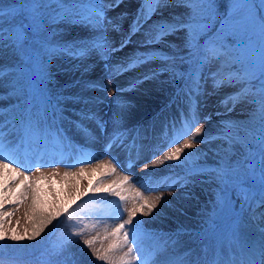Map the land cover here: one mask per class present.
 I'll list each match as a JSON object with an SVG mask.
<instances>
[{
  "label": "snow or ice",
  "instance_id": "obj_1",
  "mask_svg": "<svg viewBox=\"0 0 264 264\" xmlns=\"http://www.w3.org/2000/svg\"><path fill=\"white\" fill-rule=\"evenodd\" d=\"M122 2L14 0L4 4L0 0V57L11 56L15 61L11 66L0 65V87L6 85V95L13 101L0 106V242L34 240L63 215L64 220L60 222L66 224L67 232L53 245L45 264H81L74 246L80 243L85 229L68 206L54 207L51 211L42 209L31 234L26 230L24 235H18L13 230L9 235L4 229L5 217L12 215L5 211L9 180L16 183L23 177L20 181L23 190L12 193L17 197L13 201L17 205L21 198H27V189L33 185L20 167L4 162L2 153L5 149L16 152L22 148L42 151L64 139L65 122L85 133L88 132L86 122L94 123L105 138L106 150L136 146L137 137L146 139L140 136L145 126L127 125L129 105L122 99L115 101L116 110L107 119L101 116L99 105L103 98L94 93L106 92L108 85L101 82V77L93 78L91 73L102 64L103 74L111 81L126 72L159 62L132 80L128 90L147 81L166 86L162 90L168 95L161 112L173 105H182V119L195 123L198 119L191 113L195 110L198 115L207 96L223 88L234 89L219 100L223 112L215 115L225 118L219 120L214 133L196 127L194 136L184 139L181 146L173 147L158 161L159 164L177 162L171 166L165 182L169 190L188 189L182 193L185 199L196 198L193 191L196 187L212 186V208L201 213L199 231L181 227L164 236L144 229L146 222L135 217L137 212L150 216L162 203L171 202L163 196L144 199L137 191L131 199L139 207L128 210L127 219L114 228L112 243L101 252L94 247L95 238H88L83 239L82 248L108 264H133V261L136 264H264V211H255L264 209V0H227L223 11L219 10L217 0H140L128 33L122 34L117 43L109 34L122 33L121 21L125 14L110 17L109 12L119 8ZM153 17H157L154 26L144 33L137 49L113 63L114 53L131 44L132 37ZM65 76L68 78L60 83ZM209 81L211 91L207 88ZM53 88L56 90L52 91ZM123 91L115 87L112 94ZM4 95L0 93V100ZM238 104L247 106V114L243 119L233 120L228 114ZM72 116L78 119L73 120ZM211 119L210 115L204 117L205 121ZM6 129L13 133L10 140L6 139ZM215 142L219 143L210 150L213 159L209 163V151L197 146ZM35 170L40 172V167ZM64 175L67 177L69 173ZM41 178L48 177H38ZM127 182L126 176L119 183ZM93 191L100 189L96 187ZM103 191H111L120 201L129 199L122 188L110 186ZM32 199L35 210L39 197L33 195ZM246 213L250 214L249 219L258 222L260 238L256 244L242 231L247 227ZM224 221L229 226L220 231L218 222ZM138 233L154 241L150 250L140 245ZM210 234L215 239L208 245ZM182 235L195 237L204 247L190 248L179 258L161 260L159 257L166 245L177 246ZM162 236L163 244L160 243ZM125 247L127 252L116 258L114 254ZM134 252L138 254L132 255Z\"/></svg>",
  "mask_w": 264,
  "mask_h": 264
},
{
  "label": "rangeland",
  "instance_id": "obj_2",
  "mask_svg": "<svg viewBox=\"0 0 264 264\" xmlns=\"http://www.w3.org/2000/svg\"><path fill=\"white\" fill-rule=\"evenodd\" d=\"M2 2L11 4L14 0H2ZM139 4L140 0H123L119 8L109 12L110 17H117L121 13L125 14L121 21L122 33H110L109 35L112 39L116 38L119 40L122 34L128 33L132 18L136 14L135 8ZM156 19L157 17H153L147 20L143 24L141 32L136 33L132 37V43L120 53H114L112 62H117L134 52L144 39V33L153 28ZM170 39L175 41L176 37H171ZM118 40L117 43H119ZM156 47H163V45H157ZM13 64H15V61L11 56L0 57V65L11 66ZM158 64L159 62H154L151 65H144L134 71L126 72L111 81L103 74L102 64L97 66L94 72L91 73L93 78L101 77V82L108 85L106 92L94 93V95L103 98L102 103L99 105L101 116L107 119L111 111L116 110L115 101L122 99L129 105L127 108V125L131 128H136L138 125L145 126L140 136L146 137V139L140 140L137 137L136 146L130 149L106 150L105 138L101 136L95 124L90 126L91 123L86 122L88 132L85 133L77 129L75 125L65 122L63 124V128L66 130L64 139L42 151L22 148L16 152H9L5 149L2 153L4 162H12L13 167H20L21 171L29 176V182L33 185L32 188L27 189V198H21V202L17 205L13 203L17 197H14L12 193H18L23 190V185L20 184L23 177L21 176L17 179L16 183H11V180H9L10 188L7 192L8 202L5 205V211L12 213V215L5 217L4 220V229L9 235L12 234L13 230L18 235H24L26 230L28 234H31L37 216L42 209L47 208L51 211L54 207L63 208L68 206L69 212L73 213L74 217L82 222V226L85 229L84 235L80 238V243L74 246L81 264H108L107 261H101L96 256H93L90 250L85 251L82 248V241L83 239L95 238L94 247L103 252L110 244L107 240L110 239L112 230L122 223V218L118 215L119 212L124 213V209L128 208V204L126 201H120L111 191H103L110 186L114 189L122 188L125 196L130 193L132 197L140 190L144 199L150 200L156 196H163L165 201L171 202L170 204L162 203L160 209L150 216H143L140 212H137L135 219L146 222L143 224L144 229L161 234L175 233L181 227L197 231L190 227L197 223L196 220L201 219L202 212L211 210L212 186L196 187L193 189L196 198L185 199L182 193L188 189L173 188L169 190L165 182V177L170 175L167 173L170 172L171 166L177 162L166 161L164 164H159L158 161L163 159L164 155L170 152L173 147L181 146L184 139L189 138L190 135L194 136L196 127H202L206 133H214L219 120L225 118L215 115L218 111L223 112V108L219 106L221 98L218 101L216 100L219 97H223L226 93L234 91V89L223 88L219 93L207 96L206 98L208 99H205L199 108L198 115L195 110L191 113L194 118L198 119V122L194 123L193 120H184L180 115V107H183L182 105L165 109L163 112L160 111L165 103V96L168 95L167 92L162 90L166 86H161L156 81H147L135 89L128 90L132 80L147 72L149 68L158 66ZM67 78L66 76L62 77L60 81L63 83ZM165 78L166 75L161 77V79ZM207 86L211 87V81H209ZM115 87L125 89V91L113 96L112 92ZM55 90V88L52 89V91ZM6 91V85L0 87V93L5 94L4 99L0 100V106H7L13 102L12 100L4 102L5 100H10L6 95ZM208 91H211V89ZM246 114L247 106L238 104L235 110L228 114V117L237 120L243 119ZM68 115L71 114L69 113ZM209 115L212 117L211 121H205L204 117ZM71 118L75 120L77 117L72 116ZM193 123L194 126H191ZM148 125H151V127H148ZM109 130L111 129L109 128ZM79 132L87 134L78 136V141L82 147L72 146L71 150L68 149V145H71L68 138H75L79 135ZM12 135V131L6 129V139L10 140ZM131 143L132 141L130 140L129 144ZM218 143L198 144L197 146L198 149L209 151V163H212L213 159L210 150H214ZM55 147H60V152H57ZM72 149L77 150V154H72ZM83 153L84 156L80 157ZM36 167H40V172L35 170ZM131 170L137 173L135 180H131ZM116 171L126 175L129 178L128 182L120 185L119 182L124 179H119L114 174ZM142 171L143 173L138 175ZM176 171L179 172L180 170L176 169ZM53 172L58 173V175L53 176ZM66 172L69 173L67 177L64 175ZM11 175V173L8 174L9 177ZM41 176H47L48 178L38 179ZM96 187L100 191L94 192L93 188ZM33 195H38L39 197L35 210L32 207ZM108 196L114 201L108 202L111 201ZM110 207L112 209L109 210ZM132 207L138 208L139 204L132 202ZM255 211H264V209H256ZM249 216V214H245L244 219L247 227L243 228L242 231H246L249 238L259 241L258 222L249 219ZM62 220H64L63 215L59 220H54L51 225H48L44 232L34 240L25 238L21 242H13L5 239L0 242V261H3V264H29L28 261H13L16 256L48 260L52 253L53 245L57 244L67 232L66 224L60 222ZM224 226L228 228L229 224L227 221L223 222ZM138 237L139 240H143L147 244V250L153 247L154 241L147 239L142 233H138ZM214 239L213 236L211 239L209 238L207 241L208 245H211ZM192 241H197L198 245H202L195 237L189 238L188 235L180 237V243H191ZM160 243H164L163 236ZM166 247L173 249L170 244L166 245ZM178 247L180 249L176 252L177 258L184 253L183 246H175V248ZM190 248L193 249V245ZM125 252H127L126 247L118 250L114 256L119 258ZM137 254L134 252L132 255ZM160 257H164V255L161 254ZM51 258L55 259V257ZM127 259H131V257H127ZM133 264H136V262L133 261Z\"/></svg>",
  "mask_w": 264,
  "mask_h": 264
},
{
  "label": "bare ground",
  "instance_id": "obj_3",
  "mask_svg": "<svg viewBox=\"0 0 264 264\" xmlns=\"http://www.w3.org/2000/svg\"><path fill=\"white\" fill-rule=\"evenodd\" d=\"M249 240H250L252 243H254V244L258 243V240H254V239H251V238H249ZM140 245L143 247V243H141ZM192 245L194 246V249H193V250H198L199 248L204 247V245H202V246H197V244H196L195 241L192 242ZM180 246H185V245H180ZM179 248H180V247H179ZM179 248L176 250V252L179 250ZM144 249L146 250V247H145ZM183 250H184V251L188 250V247L185 246V247L183 248ZM170 255H171V254H170ZM164 259H165V258H164ZM164 259H161V260H164Z\"/></svg>",
  "mask_w": 264,
  "mask_h": 264
},
{
  "label": "trees",
  "instance_id": "obj_4",
  "mask_svg": "<svg viewBox=\"0 0 264 264\" xmlns=\"http://www.w3.org/2000/svg\"><path fill=\"white\" fill-rule=\"evenodd\" d=\"M227 0H217V4L220 11L224 10V5L226 4Z\"/></svg>",
  "mask_w": 264,
  "mask_h": 264
}]
</instances>
